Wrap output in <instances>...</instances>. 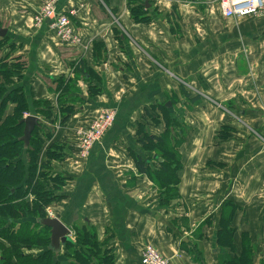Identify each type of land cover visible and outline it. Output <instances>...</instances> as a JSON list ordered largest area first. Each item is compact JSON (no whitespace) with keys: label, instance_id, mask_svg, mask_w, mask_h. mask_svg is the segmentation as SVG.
<instances>
[{"label":"crops","instance_id":"0c3cea01","mask_svg":"<svg viewBox=\"0 0 264 264\" xmlns=\"http://www.w3.org/2000/svg\"><path fill=\"white\" fill-rule=\"evenodd\" d=\"M126 2L59 0L57 11L75 13L71 20L82 45L74 47L46 24L33 27L42 0H0V26L8 38L0 55L24 62L16 85L28 101H49L57 113L60 80L73 83L61 98L74 112L62 124L57 119L38 158L45 159L52 142L68 147L64 159L51 165L66 178L65 195L48 207L69 228L90 224L113 264H140L146 244L172 264H214L219 222L232 212L236 246L247 232L258 260L264 256V18L223 19L214 0H147L153 19L135 22ZM80 60L94 72L90 82L102 89L95 98H87L84 78L73 81ZM77 93L84 101L71 103ZM195 94L199 101L192 104ZM169 99L177 100L173 107ZM165 101L173 116L182 111L186 131L177 149L178 198L161 206L157 186L140 173L131 152H140L134 129L144 108ZM102 109H113L115 122L80 160L73 131ZM223 126L231 130L220 139ZM164 128L161 122L147 131L159 135ZM27 220H16L13 230ZM0 244L8 245L1 236ZM57 260L70 264L63 248Z\"/></svg>","mask_w":264,"mask_h":264},{"label":"trees","instance_id":"16d2710c","mask_svg":"<svg viewBox=\"0 0 264 264\" xmlns=\"http://www.w3.org/2000/svg\"><path fill=\"white\" fill-rule=\"evenodd\" d=\"M147 0H127V8L132 20L135 22H148L153 19L150 11L145 9ZM150 1V0H148ZM7 36L0 38V49L6 46ZM13 46H11V51ZM24 62L11 58L10 54L0 55V236L5 238L8 245L0 244V264H61L47 246L50 243V229L36 223L37 218L45 217V209L50 204L57 203L64 197L63 186L65 179L51 167L54 161L64 159L68 147L65 143L52 142L47 146L45 159L38 161L44 147L45 137L52 136L54 124L59 119L60 124L67 121L74 112V105H66V100L61 97L67 87L73 85L60 80L57 90L60 91L59 112L53 113L49 101H28L24 91L16 82L21 77ZM73 70L77 80L84 78L87 84V98H95L101 94L102 89L97 84H92L90 78L94 76L92 69L87 68L84 61L74 64ZM8 76V77H7ZM15 80L12 81L14 78ZM11 85V86H9ZM185 98L190 97L184 94ZM199 95L195 94L189 99L192 104H197ZM168 100V99H167ZM75 101L82 102L83 98L77 93ZM171 107L177 100L169 99ZM9 103L8 113H4L2 105ZM165 102H156L144 108L142 118L135 127V137L140 145V152H131L140 173L146 174L158 188V202L166 206L171 200L178 198V171L181 161L178 147L184 141L185 128L182 122V111L178 110L176 117L171 113V107ZM28 111L38 116L43 125L35 128L31 133L30 142L24 148L19 140L23 133V125L18 122L22 113ZM58 112V109H57ZM164 123V130L159 135L150 134L148 125ZM50 124V127L47 126ZM231 130L223 126L218 138H227ZM25 156V158L23 157ZM156 163H153V161ZM39 162V163H38ZM153 163L154 168H151ZM32 194V202L27 196ZM223 215L217 230L216 243L219 247L218 257L214 264H264V256L256 260V248L251 242L247 232L240 235V247L236 246L231 219ZM29 218L20 224L16 231L13 230L14 222L19 218ZM33 219L31 220V219ZM11 220L10 223L8 221ZM207 219L204 223H208ZM75 239L69 241L63 249L70 264H113V254L96 236L90 224L85 222L74 225ZM202 234L199 233L197 238ZM41 248L42 252L33 256L23 252L24 248Z\"/></svg>","mask_w":264,"mask_h":264},{"label":"built area","instance_id":"2783aa9c","mask_svg":"<svg viewBox=\"0 0 264 264\" xmlns=\"http://www.w3.org/2000/svg\"><path fill=\"white\" fill-rule=\"evenodd\" d=\"M58 2L59 0H44L40 4L33 18L36 27L40 28L46 24L61 43L74 47L82 45L80 34L71 20L74 11H57ZM214 2L223 19L264 18V0H214ZM115 118L116 113L113 109H102L89 124L75 128L73 131L76 139L75 149L80 160H87L92 146L103 139L114 124ZM45 215L51 217L48 212ZM140 264H171V262L162 256L156 247L146 244L140 253Z\"/></svg>","mask_w":264,"mask_h":264},{"label":"water","instance_id":"95a60500","mask_svg":"<svg viewBox=\"0 0 264 264\" xmlns=\"http://www.w3.org/2000/svg\"><path fill=\"white\" fill-rule=\"evenodd\" d=\"M145 3L148 6V2L145 1ZM6 33L7 29L0 26V37L6 36ZM167 105H170V102H167ZM18 123L23 125V133L19 140L23 142L24 148H27L31 133L35 128H41L43 121L38 116L30 114L23 117ZM36 223L50 229V243L47 246V250H50L55 256H59L61 249L69 241H72L70 228L60 220L59 216L37 218Z\"/></svg>","mask_w":264,"mask_h":264},{"label":"rangeland","instance_id":"374dc122","mask_svg":"<svg viewBox=\"0 0 264 264\" xmlns=\"http://www.w3.org/2000/svg\"><path fill=\"white\" fill-rule=\"evenodd\" d=\"M44 0H42V2H43ZM33 21V27L34 28H36L37 29V27H36V24L34 23V19L32 20ZM3 22V24H6V25H8V23L5 21V20H3L2 21ZM50 31V30H49ZM52 32V31H51ZM53 34H54V32H52ZM55 35V34H54ZM8 77V76H7ZM14 78V77H13ZM15 80V78L12 80V81H14ZM74 81V80H73ZM0 84H1V81H0ZM9 86H11V85H9ZM59 95H57L56 96V99H57V101L59 102V97H58ZM9 103H7V105H6V103L5 104H3L1 107H2V109L3 108H5V107H7V109H4L3 111H4V113H8V110H9ZM30 114H32V113H30V112H28V111H25V112H23L22 113V118L23 117H26V116H28V115H30ZM57 114L59 115L60 114V112H59V109H58V112H57ZM99 114V113H98ZM60 117H62L61 115H59ZM97 116V115H96ZM95 116V117H96ZM94 117V118H95ZM74 131H75V129H74ZM185 131H186V129H185ZM95 132H96V130H95ZM42 152V151H41ZM40 157H43L42 156V153H40V155H39ZM46 212H48V213H50L51 214V217H49V218H52V217H55L56 216V213H55V211L53 210V207H47L46 208V210H45V214H46ZM46 216V215H45ZM231 222H232V219H231ZM80 224H78V226H79ZM74 226V225H73ZM70 230H71V235H72V237H74V239H75V236H76V231L75 230H73V228H70ZM197 235H199V231L197 230V232L195 233V237H194V239H195V241H196V243L195 244H197V245H194V248H195V251H196V253L197 254H201V250H200V247H201V244H200V242H199V240H198V238H197ZM199 238H200V236H199ZM235 238H237V237H235L234 236V238L233 239H235ZM236 240V239H235ZM237 240H239L237 243L238 244H240V241H241V238H238ZM264 240V239H263ZM254 246H255V248H256V243H254ZM263 246H264V243H263ZM23 252H25L26 253V250H23ZM163 256V255H162ZM217 257H218V253H217V255H216V259H217ZM256 257L258 258V254L256 253ZM256 258V259H257ZM69 259V258H68ZM70 260V259H69ZM172 264V263H171Z\"/></svg>","mask_w":264,"mask_h":264}]
</instances>
